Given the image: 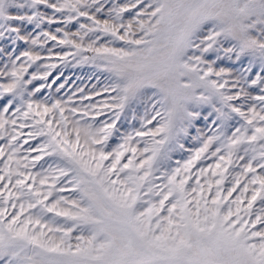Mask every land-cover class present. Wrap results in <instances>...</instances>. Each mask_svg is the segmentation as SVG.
Wrapping results in <instances>:
<instances>
[{
  "label": "snow or ice",
  "instance_id": "snow-or-ice-1",
  "mask_svg": "<svg viewBox=\"0 0 264 264\" xmlns=\"http://www.w3.org/2000/svg\"><path fill=\"white\" fill-rule=\"evenodd\" d=\"M0 264H264V0H0Z\"/></svg>",
  "mask_w": 264,
  "mask_h": 264
}]
</instances>
